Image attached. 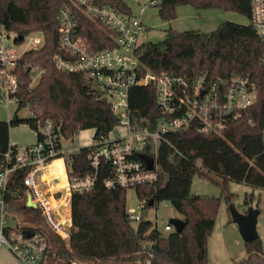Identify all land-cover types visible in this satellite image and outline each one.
<instances>
[{
	"label": "trees",
	"instance_id": "16d2710c",
	"mask_svg": "<svg viewBox=\"0 0 264 264\" xmlns=\"http://www.w3.org/2000/svg\"><path fill=\"white\" fill-rule=\"evenodd\" d=\"M96 1L130 14L124 0ZM154 4L163 20L174 19L181 4L236 11L248 18L251 14V0H156ZM61 6L76 9L92 47L115 45L110 32L74 7L72 0H0V22L20 34L41 32L45 38L44 47L28 51L21 58L26 67L39 65L45 69L33 85L26 68L22 71V99L18 108L28 106L35 117L19 118L16 114L10 121H0V160L8 149L12 126L35 127L36 120L49 118L59 124L63 138L93 129V140L97 142L119 124L111 103L94 82L83 73L65 71L56 65L55 56L60 52L57 15ZM137 55L145 68L154 73L167 71L191 79L203 77L208 82L227 79L233 73L250 75L256 83V101L221 133L189 130L169 134L170 143L160 144L159 180L153 187L138 186L136 192L139 200L146 199L147 205L151 199L156 204L170 202L186 222L180 232L162 234L149 219L136 224L130 221L127 188L108 189L104 180L109 165L101 163L96 186L73 193L72 235L67 242L48 227L39 208L26 205L23 182L26 169L12 172L6 191L8 210L12 218L23 213L29 221L27 228L45 236V264H67L76 257L109 264L145 257L146 251L153 253L152 264H211L208 237L215 225L220 197L193 193L194 177L208 178L219 185L231 203L234 193L229 189V181L264 189V66L261 62L264 42L252 24L226 20L210 32H180L171 28L161 41L141 42ZM129 104L135 128L155 126L159 109L153 85L132 87ZM94 148L95 143L83 146L72 155L70 175H84L93 170L89 155ZM245 243L247 257L235 264H264L260 236Z\"/></svg>",
	"mask_w": 264,
	"mask_h": 264
},
{
	"label": "built area",
	"instance_id": "2783aa9c",
	"mask_svg": "<svg viewBox=\"0 0 264 264\" xmlns=\"http://www.w3.org/2000/svg\"><path fill=\"white\" fill-rule=\"evenodd\" d=\"M72 3L108 30L115 45L102 49L92 47L83 33L76 9L61 6L57 15L60 52L55 56L56 65L65 71L83 73L94 82L118 115V125L125 126L127 133L120 138L108 135L100 141L93 140L95 148L89 155L93 170L84 175L69 174L72 155L79 149H63L60 126L52 119H38L35 127H30L36 135L34 142L20 144L10 140L0 160V254L6 249L22 264H45L47 240L40 232L32 231V235L27 237L25 230L30 229L10 223L15 218L8 210L6 191L12 172L26 169L23 178L26 205L30 203L31 207L39 208L48 227L69 242L73 225V193L96 186L101 163L109 165V174L104 180L108 189L153 187L161 173L160 144L170 143L169 134L189 130L221 133L257 98L256 83L247 74L233 73L227 79L208 82L203 77L191 79L167 71L152 72L145 68L137 55L141 36L146 30L140 18L96 0H72ZM249 20L264 42V0H251ZM44 45L45 38L41 32L24 35L0 22V104L7 107L20 105L23 69L26 68L31 77L30 85L43 75L44 68L39 65L26 67L21 58L28 51ZM261 62L264 66V56ZM147 85L156 88L159 117L153 128H135L130 117L129 92L134 86ZM32 115L35 117L33 112ZM141 155L152 158L151 167ZM58 159L63 161V175L52 181L45 179L51 172V163ZM146 207V199L139 200L137 206L127 208L128 219L135 224L148 219L143 215ZM151 222L162 234L175 231L170 222L163 228L158 227L157 222ZM146 253L145 257L109 264H152L153 253ZM67 264L99 263L76 257Z\"/></svg>",
	"mask_w": 264,
	"mask_h": 264
},
{
	"label": "rangeland",
	"instance_id": "374dc122",
	"mask_svg": "<svg viewBox=\"0 0 264 264\" xmlns=\"http://www.w3.org/2000/svg\"><path fill=\"white\" fill-rule=\"evenodd\" d=\"M130 7V10L139 14L140 7L146 5L149 8L153 7L156 0H124ZM235 19H227L240 24H249L250 20L247 16L236 12ZM239 20V21H238ZM146 34H142L141 41H161L165 32L157 29L153 25L148 27ZM19 118L32 117V112L28 106L18 108L17 104H11L10 107L0 104V121H9L15 115ZM127 133L126 127L123 125H116L110 132L109 136L112 138H120ZM94 132L92 129L81 130L72 138H62L63 149L76 150L83 146L93 144ZM35 135L32 129L27 124H19L12 126L10 129V139L12 142L22 144L24 140H33ZM61 163V159H58ZM229 189L234 193L232 203L228 201L226 195L222 194L221 188L216 183L208 178L195 176L192 182L191 191L195 194L206 196L220 197L219 205L215 218V225L208 237V255L211 264H235L247 257L246 243L240 234L238 224L233 221L230 206H235L239 211L244 212L248 207H255L259 209L257 230L262 240L264 249V189L253 188L243 182L229 181ZM127 208L137 206L139 204V197L136 188H127ZM247 198L248 203H245ZM174 217L182 218L181 213L168 201H161L157 205L149 208L148 219L157 222L158 227L163 228L169 220ZM12 225H20V227H29L28 218L23 213L16 215L15 219L10 222ZM0 264H22L15 259L5 249L0 254Z\"/></svg>",
	"mask_w": 264,
	"mask_h": 264
},
{
	"label": "crops",
	"instance_id": "0c3cea01",
	"mask_svg": "<svg viewBox=\"0 0 264 264\" xmlns=\"http://www.w3.org/2000/svg\"><path fill=\"white\" fill-rule=\"evenodd\" d=\"M151 1H154V0H151ZM140 8L141 9L139 11V14H135L130 10V15L140 18L144 22V24L146 25V30L144 34L149 32L148 27L150 25L157 27V29L163 30L165 33H166V30L171 29V28L174 30L180 31V32L187 31V30H200L203 32H210V31L215 30L222 22L226 21L227 19H235L234 13H231L229 11H225L219 8H196L190 4L178 5L176 8L177 15L172 20H163L160 17L158 13V8L155 6V4H153V7L151 8H149L146 5ZM35 140H36V135H35V138L31 141L24 140L23 144L32 143ZM61 163H62V160H61ZM61 163L58 162V160H56L55 162H52V165H51L52 169L50 173L54 171L53 168L56 170L58 169V171H61V168H60Z\"/></svg>",
	"mask_w": 264,
	"mask_h": 264
},
{
	"label": "water",
	"instance_id": "95a60500",
	"mask_svg": "<svg viewBox=\"0 0 264 264\" xmlns=\"http://www.w3.org/2000/svg\"><path fill=\"white\" fill-rule=\"evenodd\" d=\"M141 158L147 163L148 167L152 166V158L150 156L141 155ZM153 205H154V199H151L148 202L147 207L143 211L144 216L146 217L148 216L149 207ZM28 206H31V204L28 203ZM230 212H231L233 221H235L238 224L240 234L243 237L245 242L254 240L259 237V233L257 230L258 215L260 213L259 209L251 206V207H248L246 211L241 212L235 206L231 205ZM169 222L175 226L176 232L182 231L186 225L184 218H179V217L171 218ZM25 234L27 237H30L32 235V231L25 230Z\"/></svg>",
	"mask_w": 264,
	"mask_h": 264
},
{
	"label": "bare ground",
	"instance_id": "6f19581e",
	"mask_svg": "<svg viewBox=\"0 0 264 264\" xmlns=\"http://www.w3.org/2000/svg\"><path fill=\"white\" fill-rule=\"evenodd\" d=\"M62 160V159H61ZM55 162V161H54ZM51 165H52V163H51ZM52 167V166H51ZM61 171H58V169L56 170V169H54L55 171L54 172H52V173H49V174H47L46 176H45V179H48L49 181H52V180H55V179H57L60 175H63V161H62V163H61Z\"/></svg>",
	"mask_w": 264,
	"mask_h": 264
}]
</instances>
